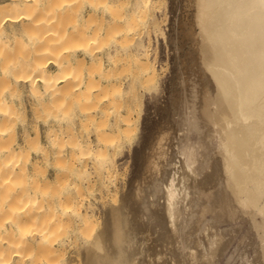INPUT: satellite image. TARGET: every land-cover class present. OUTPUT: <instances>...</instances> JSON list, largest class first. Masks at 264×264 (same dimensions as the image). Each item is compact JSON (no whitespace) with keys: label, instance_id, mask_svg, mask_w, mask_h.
<instances>
[{"label":"bare ground","instance_id":"6f19581e","mask_svg":"<svg viewBox=\"0 0 264 264\" xmlns=\"http://www.w3.org/2000/svg\"><path fill=\"white\" fill-rule=\"evenodd\" d=\"M74 1L0 0V264H180L185 260L205 264L214 260L227 242L225 239L224 246L221 236L211 234L212 230L209 233L210 229L238 218L242 213L251 218L257 198L264 191V0H193L195 18L204 31L208 30L210 11L216 9L218 12L216 30L208 37L200 34L199 46L193 47L195 50L199 47L200 58H195L200 59L204 69L209 71L211 84L214 83L211 86L215 87L213 98L208 95L209 91H204L203 104L198 112L199 117L206 120L209 130L212 129V135L205 133L198 123L195 107L191 106L193 103H186L183 115L178 114L180 118L184 116L181 122L187 134L195 136L190 138L183 130L181 134L184 136L178 143L174 140L181 159L176 156L175 163L179 160L176 167L175 163L172 164L173 159H168L166 147L164 149L168 132L164 134L161 130L155 138L152 136L151 140L150 136L147 140L145 131L143 144L141 142L143 149L140 148V152L138 149L133 156L132 176L124 184V191L121 188L117 205L105 202L113 195L114 199H110L115 202V195H118L114 194L118 182L110 178L115 164L113 166L107 156H100L99 149L114 151L125 142L131 144L134 128L128 107L121 108V104L129 106L138 90L134 87L135 81L126 91H118L120 87L114 85L109 76L113 68L125 60L123 54L128 47L124 46L123 40L132 21L144 20L153 9L155 0H135L127 14L131 16L129 21L124 17L125 12L113 8V5L93 0L86 1L88 4L84 0ZM76 3V9L80 11L77 13L81 16L86 13L84 6L88 5L81 30L74 23L72 25L73 20L71 26H66L69 16L73 18L77 11L73 12L70 6L75 7ZM70 9L72 14L68 16ZM97 15L102 17L99 16L102 22L98 25L97 20H93ZM101 26L106 29L102 30ZM88 28L93 30L91 34H85ZM68 40L74 47L69 46ZM12 51H17L15 57H12ZM104 51H110L105 58L107 69L100 58ZM139 55L143 56L135 61L141 65L147 56L146 53ZM21 64L27 68L23 74L16 71ZM71 64L83 66L80 74H75L79 67L72 70ZM145 64L149 66V63ZM153 68L152 75L156 73ZM193 68L186 69V75L200 73L199 69ZM85 69L86 74L82 73ZM145 71L146 78L149 72L148 69ZM144 81L143 78L139 82L143 85ZM12 84H25L30 89L40 85L38 92L32 91L34 98L58 97L61 106L66 105L73 114L76 111L80 120L85 118L90 123V129L81 125L75 140L69 141L68 149L75 156L72 169L61 163H50L37 169L31 159L32 155L40 154L42 161L49 162L46 152L43 149L36 151L35 146H54L58 138L50 134V123H57L59 127L70 124L66 116L44 122L48 128L44 143L29 133V124L24 125L20 140L14 138V120L20 108L12 105L17 94ZM198 85L201 88V84ZM178 99L173 98L170 102L173 110L183 103L182 98ZM117 106H121L119 110L124 109L126 117L120 116L123 123L119 129L115 127L118 130L114 144L112 135H106L110 138L103 135L105 125L96 120L115 108L116 113H121ZM100 124L104 126L102 130ZM102 135L106 139H101ZM101 140H106L104 145ZM210 144L214 145L211 150ZM65 153L61 155L64 157ZM212 153L215 159L211 161ZM161 161H165V165ZM170 164L173 166H169L172 167L170 170L162 168ZM49 167L53 171L52 177L47 174ZM70 170H74V177L68 175ZM95 192L99 196L94 199H98L103 207L104 219L100 229H97L102 222L98 223L99 213L94 208L95 203L91 202L93 198L89 200ZM192 196L196 198H190ZM187 199H190L188 203ZM66 225H72L75 232L74 250L63 258L64 247L71 241L61 231ZM260 248H257V254L264 259V248Z\"/></svg>","mask_w":264,"mask_h":264},{"label":"rangeland","instance_id":"374dc122","mask_svg":"<svg viewBox=\"0 0 264 264\" xmlns=\"http://www.w3.org/2000/svg\"><path fill=\"white\" fill-rule=\"evenodd\" d=\"M84 1H85V3H87V2L89 3L91 0H84ZM134 1L135 0H93V2L106 4L107 6L113 5V8H117L119 11H124L125 12L124 17L128 21H129L131 16H128L127 14L130 13V10H131V7H132ZM190 1L189 0H155V4H154L153 9H151V11H149L150 14H148V16H146L147 19L146 18L144 20L136 19V20L132 21L130 28L128 29L127 33L125 34V37L123 40L125 42L124 46L128 47L123 54L125 60L122 59L120 61L121 63L120 64L118 63V65H116V69L113 68L112 72L110 73L109 79L114 85L120 87V88H117L118 91L120 89H121V91L122 90L126 91L127 88H129L130 83L131 82L134 83L136 81L134 84L135 85L134 87L138 90V93H137L134 101H132L129 104V106L124 104V103L121 104L122 102L120 101L119 97H118L119 100L117 99V101L120 102V104L122 105V107L117 106L118 107L117 110H119V107H121V108L128 107L129 116L131 117V123L134 125V126L132 125V127L134 128V135H133V139L131 141V144H129V142H125L121 147L120 145H118L119 144L118 143L117 145L120 147V149H118L119 148L118 146L115 147L118 150L114 149V151H113L110 148H108L106 150L101 149V148L99 149L100 156L101 155H102V157L104 155L107 156L108 160L112 161L113 166L115 164V170H111L112 172H111L110 178H111V181L118 182V184L115 183L116 185H118V186H116V188L118 187V189L117 190L115 189V191H114L115 193L112 192L110 194V195H113V193L118 194L117 197L115 195L116 199L113 200L115 202L112 203V200L110 199V198L114 199L113 198L114 195H113L111 197H108L107 198L108 200L106 199L107 200V201H105L106 204H107V202L110 203L107 205H117L118 201H120V199H118L119 194L120 195L122 194L121 191L122 190L124 191V187H125L124 184H126V182L132 176L133 156H134L135 152H138V149H140L143 146L142 145L143 144V142H142L143 133L146 131L144 133V136L146 134L145 137L147 138V140L151 136V140H152L153 138H155L157 136L155 134L159 133L161 130H162V132L164 131L163 132L164 134L165 133L167 134V132H168V134L165 136V138H167V136H168V138L164 140V149L166 147L167 157L169 156L170 158L168 157V159H173L172 164L174 165V163L176 161V156H177V159L180 158V156L176 152L177 151L176 144L178 143L177 141H179V138H182L184 136L183 135L184 133L181 134L184 130L183 123L181 122L182 118L184 116H181V118H180L179 114L183 115L184 106L186 103H187V105H190V103H193L194 105L191 104V106L195 107V112L198 115L199 114L198 112H200L199 109H201L200 106H202V104H203V103H201V97H202V102H203V96L202 95H204V91H206V90L209 91L210 94L208 93V95L211 96L212 98H213V96H215V93H214L215 87L213 86V88H212V86H211L214 83L211 84L213 81L211 82L212 78L211 77L209 78V76H211L209 71L204 69V67L201 64V61H199L200 59L199 60L197 59L199 61V63L196 60V58H200L199 52H198L199 47L196 50L193 49V47L199 46V42H198L199 40L198 39H199L200 34H207L206 36L208 37L209 34H213V32L216 30V27H217L216 19H217L218 12L216 9H213V11L212 10L210 11V13L207 17V23L211 27L208 26V30L204 31L201 27V24H199V22L197 23V20L195 18V9L193 7L194 5H192L193 0L191 1V3H190ZM74 2H76V0ZM78 2H80V1H78ZM87 6H84L85 7L84 11L86 13H83V15H82L83 17L81 16V14L77 13V12L80 13V11H78L76 9L77 3L75 5V7L73 5L70 6V7H72V9H74L73 12L76 10L77 11L73 13V18L70 15V14H72V9H70L71 13H70V10L68 11V16L69 15L70 16L68 18L69 21H68V24L66 26L67 27L71 26L70 25L71 21L72 20L74 21L75 17L77 15H80V16H78L79 18L77 17L78 20L75 19L77 21V23H76V21L75 22L72 21V25L75 24L81 30L82 27H84L83 23H81V21H84L87 17V9H88ZM152 10H153V12H152ZM75 13H77V15H75V17H74ZM215 13H216V15H214ZM97 14H100V12L98 11ZM99 16L101 17V15H97L95 17L93 16L94 17L93 20H97V21H95L96 25H98L97 24L98 22H99V24H100V22H102V19H101L102 17L99 18ZM70 17H71V20H70ZM209 19H211L212 21L210 20L208 22ZM115 23H117V22H115ZM192 23H193V25H192ZM210 23H211V25H210ZM93 24H92V26H94ZM111 24H112V26H115L114 23H111ZM129 25L130 24H128L127 26L129 27ZM101 28H102V30L106 29L102 26H101ZM183 28H184V30H183ZM61 29H62L61 34H63L62 33L63 27H61ZM61 29H59L58 31H60ZM92 31L93 30L88 28L85 31V34H91ZM187 33H188V35H187ZM174 34H175V36H174ZM184 35H185V37H184ZM174 37L176 38V45L173 41V40H175ZM181 37L184 39H182ZM187 37H188V39H187ZM191 38H194V40H192ZM180 39H181V43H180ZM191 40L193 43L196 42L197 44L195 45V43H194V45H193ZM67 43H69L70 47H74V44L71 43V40H68ZM189 43L191 45L190 48H189ZM174 45H175V47H174ZM180 45H181V47H180ZM189 51H191V52H189ZM109 53H110V51H109ZM109 53H108V51H104L100 55V58L102 59V62L104 63V68H106V66H107L105 63V60H106L105 58L108 56ZM145 53H146L147 57L145 58V56H144V58H145L144 61L143 62L141 61L140 63L145 64V62H147V63H149V66L151 68L146 64L145 65L147 66V68H145L146 66L141 64V65H143V68H144V69L142 68L143 69L142 70L141 65H139L137 63L138 61L136 62L135 60H138L141 58V56H143V55H139V54H145ZM186 53H188V54L190 53V54L186 55ZM196 54H198V55H196ZM16 55H17V51H12V57H15ZM135 56H137V57H135ZM183 57H185L186 59ZM194 58H195L196 62L193 61ZM183 59H185V60H183ZM179 60L180 61L183 60L184 63L181 64L183 61L180 62ZM122 61H124L123 62L124 64L122 63ZM133 61H135L134 64H133ZM73 65L71 64V66H73ZM132 65H133V67H132ZM180 65H182V67H180ZM183 65L186 68L183 67ZM85 66L86 67H84V68H87V65H85ZM193 66H194V68H193L194 70L199 69L200 73H198L197 70H196L197 71L196 73L199 74L200 76L197 74H194V76H193V74H191L190 76L188 74L186 75V72H185L186 69H189V67H193ZM75 67L76 68L79 67V68L76 69L78 71H76V73L75 72L74 73L80 74V72H81L80 70L83 66H75ZM75 67L73 66V68L71 67V69L73 70ZM178 67L180 70L178 69ZM152 68L154 69V73L156 72L154 75L150 74V72L153 71ZM181 68H183V69H181ZM26 69L27 68L23 64H21L17 67L16 71L23 74L26 72ZM145 69L146 70L148 69V72H149L147 74L146 78L144 77L145 76L144 74L146 72ZM137 70H139V71H137ZM141 71L144 73L141 74ZM177 71H178V73H177ZM207 71H208V73H207ZM86 72H87L86 69H85V72H83V70H82V73L86 74ZM205 72H206V74H209V75H206ZM184 73H185V75H184ZM195 75H196V77H195ZM179 76H181V77H179ZM182 77L185 79L183 80ZM200 77H201V79H200ZM143 78L145 79V81H144L143 85H141L140 82L142 81ZM206 79H207V81H206ZM209 79H210V82L208 81ZM137 81L138 82L140 81L139 82L140 84L137 83ZM186 82H187V84H186ZM196 82H197V84H196ZM202 82H204V83H202ZM207 82L209 83L210 86L206 85V84H208ZM184 83H185V85H184ZM199 83L201 84V88L198 85ZM202 84H204V85H202ZM185 86H187L186 87L187 89L185 88ZM190 86H192V90H191ZM193 86H194V89H193ZM39 88H40V85H37L35 89H30L29 86H27L25 84L24 85L12 84V89L17 93L16 98L12 101V105H17L18 108H20L18 110L19 111L18 117L14 120V126H13V128H14L13 131H14V135H15L14 138L16 140H18V139L20 140L21 135L23 134L24 125L29 124V127H28L29 133L32 134L33 136H38L40 138L41 142L43 141L42 143H44L43 138L48 131V128L45 125H43L44 122L49 121L50 119H53V118L58 119L59 117L66 116L67 118L70 119V121H69L70 124L65 123L62 127H59V125L57 123H50V126H49V130L51 131L50 134H52L55 138H58V142H56V144H54V146L46 145V144L45 145L44 144H41V145L36 144V146H35V148H38L36 151L43 149L46 152V154L49 158V160H48L49 162L47 163L46 161H42L40 158V154L32 155L31 159L33 160V163H34V165H36L37 169L44 168L47 164H50V163L51 164H56V163L60 164L61 163L63 165H67V167L69 166L72 169L73 164H74V160H75V156L70 151V149H68V147L70 145L69 141L75 140V138L77 137L78 130H79V128H81V125H86V129H90L91 128L90 123L87 122V119H85V118H83V119L81 118L82 120H80L79 117H77V114L75 113L76 111L73 114L72 112H70L68 110V107H66L65 104H64L65 107L63 105L61 106L60 99L58 97H56V98L55 97H43L42 100H40V97H39V99L34 98L32 91L38 92L37 89H39ZM143 89H145V90H143ZM173 90H175V91H173ZM182 90L184 91L183 92L184 95L182 93ZM193 90H194V92H193ZM118 91L116 90V92H118ZM180 91H181V93H180ZM173 92L174 93L176 92L175 93L176 95ZM201 92H203V93H201ZM178 93H179V95H178ZM190 93H191V95H190ZM192 94H194V97ZM199 94L201 96H199ZM212 94H213V96H212ZM119 95H121V94L119 93ZM179 96L183 100H181V98ZM188 96H189V98H188ZM172 97L175 99L179 98L178 101L179 100H181V102L183 101L182 105H181V103L179 104L181 107L178 105L179 107L177 108V110H173V107L170 105L171 104L170 102L173 99ZM188 99H190V100H188ZM197 100H198V102H197ZM64 101L66 102V100H64ZM198 103H199V105H198ZM120 104L117 103V105H120ZM197 107H199V108H197ZM115 110H116V108H115ZM115 110L113 112H115ZM121 110L122 109L119 110L121 113L115 112L117 115L115 113L111 112L112 111L111 110V111H109V114H107V116L103 117L104 116V114H103L101 117H97L98 119L96 118L97 119L96 122H100V121L103 122V120H104L103 123L102 122H100V123L105 125V131L106 132L103 133V135L105 134V137L108 138L109 136H106V135H110V137L112 135L113 136L112 138L115 140V137L117 136L115 134H117V130L119 129L120 123L122 122L121 117L122 118L126 117L125 113L123 114L124 109L122 111ZM178 110H179V112H178ZM199 115H198L197 121L200 124V126L202 127L203 131L205 133H207L208 135H212V132H211L212 129L209 130L210 128H209V125L206 124V120L204 121V119L199 117ZM99 118L100 119L102 118L103 120L102 119L100 120ZM119 120H120V122H119ZM96 122H95V124H96ZM114 122H115V124H117L116 126H115V124L113 125ZM176 122H177V124H179V126H177ZM180 123H181V125H180ZM97 124H99V123H97ZM169 125H171V126H169ZM173 126H174V128H171ZM182 126H183V128H182ZM203 126H206L205 127L206 130ZM96 127L98 128V126H96ZM96 127H93V128H96ZM101 127L104 128V126L101 125L99 127L100 130L103 129ZM115 127H118V129ZM148 127L150 128V132H147L149 129ZM158 127H159V130H158ZM106 128H107V130H106ZM175 128L177 130L179 129L178 132L179 131L180 132L179 133L175 132V131H177V130H175ZM135 129H136V132H135ZM145 129H147V130H145ZM169 131H170V133H169ZM184 132H185V135H189L190 138H194V136H195L193 133L187 134L186 129L184 130ZM147 133H150V135H147ZM174 133H176V134L174 135ZM178 134H181V135L178 136ZM103 135L100 136L101 139H102ZM152 136H153V138H152ZM105 137H103V139ZM146 138H144V139L146 140ZM174 140L177 143L174 142ZM101 141H102V144L104 145L103 142L106 140H101ZM116 141H117V138L114 141L115 142L114 144H116ZM166 141H168L167 142L168 144L166 143ZM141 142H142V144H141ZM106 143H105L106 145L109 144L108 142H106ZM114 144L111 143V145H114ZM169 146L172 148H170ZM213 146H214L213 144H210L209 149L210 150H211V148L213 149ZM173 148L175 150H173ZM141 149H143V148H141ZM141 149L139 150V152L142 151ZM145 151H147V150H145ZM168 151H170V152H168ZM173 151H174V153H171ZM63 152H67V153H65L64 157L61 155V154H63ZM175 152L177 154H175ZM173 154H175V155H173ZM172 156L173 157L175 156V157L172 158ZM168 159H167V161H168ZM214 159H215V155H213V153H212L211 161ZM179 160L181 161V159H179ZM179 160H177V162L175 163L176 167H177V165H179L178 164ZM161 162H163V161H161ZM163 163L165 165L166 162L164 161ZM172 164L162 166V168H164L166 170H170L173 167ZM167 166L168 167L172 166V167L168 168ZM47 171H48L47 172L48 176L52 177L53 176L52 168L51 167L47 168ZM207 173H209V171H207ZM68 175L70 177H74V170H70ZM121 188H122V190H121ZM215 189H213V190L215 191ZM213 190H211V192ZM70 191L72 192V187L70 188ZM116 191H118V192L116 193ZM98 196H99V193H98ZM98 196H97V192H95L94 196L93 197L91 196L89 198V200L91 201V199L93 198L91 202L95 203L94 208L96 207L95 210H96V212L99 213V215H97V218L99 217L98 223H100L101 221L102 222L99 224L100 227L98 226L97 229H100L102 226L104 217H103V207H102L101 203L98 202L99 201L98 199L97 200L94 199L95 197H98ZM193 197L196 198V196H192L190 198H193ZM189 200L190 199H187V203L189 202ZM207 215L208 214H206V218L209 217ZM243 217L245 218V220ZM246 218H248V220ZM236 219H238L237 221H239V222H237ZM228 222H229V224H228ZM215 228H216V230H215ZM215 228L212 227L210 229L209 233L212 230L211 234L216 233L215 234L216 236H221L220 238H221V241L223 242L224 246L226 244L227 245L222 250L223 252L221 251L219 253L220 256L218 254L215 255L214 260H210L209 262H207L205 264H264V259H261V257L258 256V254H257L258 253L257 250L260 247L264 248V246H260V245L264 244V243H262V240H264V232H262V230H264V191H262V193L257 198V201L253 207V212H252L251 218H250V216H246L245 214L242 213L241 215H239L238 218L235 217L232 220H227L224 223L223 222L219 223L218 225L215 226ZM234 229H235V231H234ZM61 231H62V234L65 235V237L68 236V237H70V240H71L69 242L70 245L64 247V251L62 253L63 254L62 257L66 258L70 254H72V251L74 250V241L73 240H74L75 232H73V226L72 225L64 226L61 229ZM216 231H218V232H216ZM219 232L221 233V235ZM229 238L231 240H229ZM259 238H261V240H260L261 244L259 243ZM225 239L227 242L226 244L224 241ZM204 242H206L205 239H204ZM199 249L203 250L202 247H199ZM202 250H200L198 252H201ZM182 252L184 253V251H182ZM262 258H264V257H262ZM180 260H182V259H180ZM186 261H188V262H186ZM180 262H182V263L184 262V264L185 263L186 264H188V263L193 264L194 263V262H191L190 260H185V261H180ZM182 263H180V264H182ZM196 263L199 264V262H195V264Z\"/></svg>","mask_w":264,"mask_h":264}]
</instances>
